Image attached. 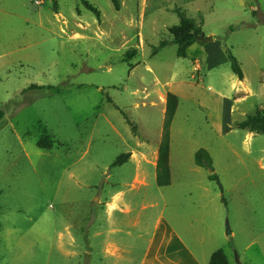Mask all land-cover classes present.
Here are the masks:
<instances>
[{"label":"rangeland","instance_id":"374dc122","mask_svg":"<svg viewBox=\"0 0 264 264\" xmlns=\"http://www.w3.org/2000/svg\"><path fill=\"white\" fill-rule=\"evenodd\" d=\"M86 1L99 17L82 0H0V264H99L91 231L107 221L97 198L133 181L134 164L113 167L132 137L161 142L169 92L179 99L172 183L159 187L147 167L146 186L122 188L141 223L120 241L140 256V228L164 209L198 255L222 249L230 264H264V135L235 128L264 109V0H121L119 11ZM179 11L213 37L196 38L185 58L177 45L159 48ZM200 149L212 170L196 165ZM66 228L74 250L61 246Z\"/></svg>","mask_w":264,"mask_h":264},{"label":"crops","instance_id":"0c3cea01","mask_svg":"<svg viewBox=\"0 0 264 264\" xmlns=\"http://www.w3.org/2000/svg\"><path fill=\"white\" fill-rule=\"evenodd\" d=\"M216 66V56L211 51L208 67L213 68ZM131 141L133 145L128 151L131 154L128 164H134L135 175L133 181L126 184L122 178L117 183L118 186L110 191L111 193L103 194L97 198L100 199V205L103 207L104 222L106 223L107 221V225H103L100 219L97 227H94L91 231L92 238L102 242V251L105 256L100 260L99 264H210L211 256L216 250L202 249V255H198L188 245L180 229L175 227L165 215L164 209L157 211L152 216L151 225H148V228H140L138 238L143 240L141 247L143 251L140 256H133L134 243L126 244L120 241V235L131 236V230L138 228L141 223L139 214L132 216L136 212V205L128 197L127 191L122 188L137 189L138 185L146 186V180L149 177L147 167L152 168V172L155 171L157 180L161 144V142L155 141L141 142L135 137H132ZM154 207H159V203L144 204L142 208ZM124 221L128 225H124ZM66 232V234H60V238L67 236L66 238L68 239L66 243H61V246L67 245L74 250L77 247V239L69 228H66ZM65 254L68 260L76 255L74 251L65 252Z\"/></svg>","mask_w":264,"mask_h":264},{"label":"trees","instance_id":"16d2710c","mask_svg":"<svg viewBox=\"0 0 264 264\" xmlns=\"http://www.w3.org/2000/svg\"><path fill=\"white\" fill-rule=\"evenodd\" d=\"M86 7L91 10L98 17L100 16V12L91 5L88 1L82 0ZM114 8L119 11L121 9V0H111ZM180 24L174 26L170 29V33L173 36V40L171 42H163L160 44L159 48L162 49L167 47L168 45H177L179 47L178 57L185 58L186 57V49L189 48L195 41L196 38L201 34L202 25H197L196 21L192 18H189L185 15L184 12L179 11ZM184 46L183 48H181ZM226 54L228 56L230 67L232 72L237 76L239 80H243L245 78L244 71L234 56L230 49L226 50ZM38 89H44V87L34 86ZM112 102L111 100H109ZM179 107V99L178 96L174 93L169 92L167 94V107L165 113V122L162 140L160 144L159 151V160L157 166V182L159 187H167L172 183L171 180V165H170V157H171V126L173 120L176 116L177 110ZM3 116V113L0 112V117ZM126 121L128 124L132 126V130L136 131L135 124L125 115ZM235 128L246 131L248 133H257L264 135V109L257 110L254 114H250L246 116V119L241 122L235 123ZM48 140L43 139L38 143V147L41 149H51L52 144L47 142ZM131 154H124L120 156L117 161L113 164V167L123 165L130 159ZM195 163L198 167L206 168L208 170L213 169V160L209 154V152L205 149H200L195 155ZM212 181L219 182V178L216 175L210 176ZM225 202V200H223ZM91 251V250H90ZM210 264H230L228 256L225 251L222 249L217 250L211 256Z\"/></svg>","mask_w":264,"mask_h":264},{"label":"water","instance_id":"95a60500","mask_svg":"<svg viewBox=\"0 0 264 264\" xmlns=\"http://www.w3.org/2000/svg\"><path fill=\"white\" fill-rule=\"evenodd\" d=\"M198 41H200L202 44H206L213 40V37H205L204 35H201L197 38ZM227 234H231L230 227L228 226ZM240 264V263H239Z\"/></svg>","mask_w":264,"mask_h":264}]
</instances>
